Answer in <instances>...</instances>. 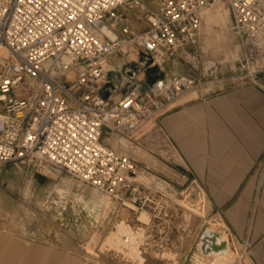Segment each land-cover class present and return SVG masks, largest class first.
Wrapping results in <instances>:
<instances>
[{
  "label": "built area",
  "instance_id": "2783aa9c",
  "mask_svg": "<svg viewBox=\"0 0 264 264\" xmlns=\"http://www.w3.org/2000/svg\"><path fill=\"white\" fill-rule=\"evenodd\" d=\"M219 6L230 12L254 78L264 74V0H159L157 13L144 0H0V165L71 177L163 221L168 192L144 183L151 168L112 143L159 130L160 119L202 87L200 80L169 78L163 65L191 60L205 14ZM136 10L144 14L143 33L124 19ZM129 48L163 78L147 92L139 86L125 94L122 80L107 98L111 56ZM129 67L124 75L133 81L140 66ZM157 250L164 252V243Z\"/></svg>",
  "mask_w": 264,
  "mask_h": 264
},
{
  "label": "rangeland",
  "instance_id": "374dc122",
  "mask_svg": "<svg viewBox=\"0 0 264 264\" xmlns=\"http://www.w3.org/2000/svg\"><path fill=\"white\" fill-rule=\"evenodd\" d=\"M144 3L152 12H158L159 0ZM124 19L138 28V33L147 29L140 11L128 12ZM188 52L191 60L185 56L172 58L163 65L164 72L169 78L186 77L200 80L203 85L199 93L193 91L180 99L175 108L196 99L201 92L226 90L255 79L256 69L244 60L226 8L214 9L195 47ZM147 62L130 48L111 56L109 72L116 76L114 85L119 84V79L124 81L121 94L147 84ZM135 63L140 67L133 72L136 78L131 81L124 72ZM117 141L112 143L115 148H119ZM144 183L151 186L149 179ZM195 195H175L174 206L170 204L161 215L163 221L157 223L151 222V210L121 207L71 177L46 178L27 166L0 165V264H220L213 257H204L201 239L211 228L219 227L225 235L226 231L207 216L200 200L193 199ZM142 214L148 215L147 223L140 221ZM123 229H129L131 236ZM184 229L188 232L183 233ZM160 243L166 249L161 253L157 250ZM7 245H15V257L7 256ZM231 249L229 264H247L244 252L233 246ZM27 251L33 253L29 259L23 257ZM39 251L58 252V257H38ZM170 251L187 252L189 257L173 256Z\"/></svg>",
  "mask_w": 264,
  "mask_h": 264
},
{
  "label": "crops",
  "instance_id": "0c3cea01",
  "mask_svg": "<svg viewBox=\"0 0 264 264\" xmlns=\"http://www.w3.org/2000/svg\"><path fill=\"white\" fill-rule=\"evenodd\" d=\"M118 141L121 151L151 168L143 182L149 179L151 186L168 192L172 206L175 195L196 194L193 199L200 200L207 216L224 227L230 248L244 252L247 264H264V74L246 85L201 92L165 114L159 130L136 142ZM14 246L7 245L8 257L16 256ZM169 254L189 257L187 252ZM32 255L27 251L23 257ZM47 256L58 257V252L39 251L38 257Z\"/></svg>",
  "mask_w": 264,
  "mask_h": 264
},
{
  "label": "bare ground",
  "instance_id": "6f19581e",
  "mask_svg": "<svg viewBox=\"0 0 264 264\" xmlns=\"http://www.w3.org/2000/svg\"><path fill=\"white\" fill-rule=\"evenodd\" d=\"M113 87L115 88L116 86L113 83ZM143 223H147L149 221L148 215L142 214L140 218ZM126 234L131 236L130 230L129 229H123ZM230 243L227 238V235L222 233L217 228H211L208 229L202 236L201 239V245L200 249L202 254L206 257H213L215 260L218 259H229L230 256L232 255V250L230 248Z\"/></svg>",
  "mask_w": 264,
  "mask_h": 264
},
{
  "label": "water",
  "instance_id": "95a60500",
  "mask_svg": "<svg viewBox=\"0 0 264 264\" xmlns=\"http://www.w3.org/2000/svg\"><path fill=\"white\" fill-rule=\"evenodd\" d=\"M143 58H145V57H143ZM145 59H147V61H148L147 62L148 65L146 67V73L148 74L149 79H148V82H147L146 85L141 86L142 87L141 88L142 92L149 91V89L151 87H153L158 82L159 79L163 78V74L159 71V69L157 67H155V66L151 67L152 61L150 59H148V58H145ZM129 69H134V67L130 66ZM129 76L131 78H134V75H129ZM114 77H116V76L115 75H111L112 80H114L113 79ZM121 84H122V80L119 79V84L115 88L112 85L113 92H108L107 90L105 91L106 97L107 98L110 97L112 93L117 91L120 88Z\"/></svg>",
  "mask_w": 264,
  "mask_h": 264
}]
</instances>
